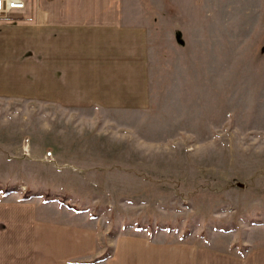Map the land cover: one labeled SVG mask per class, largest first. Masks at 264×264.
<instances>
[{
    "label": "rangeland",
    "instance_id": "1",
    "mask_svg": "<svg viewBox=\"0 0 264 264\" xmlns=\"http://www.w3.org/2000/svg\"><path fill=\"white\" fill-rule=\"evenodd\" d=\"M130 6L149 29L139 107L54 102L0 46V232L89 230L79 264L119 235L244 253L264 242V0Z\"/></svg>",
    "mask_w": 264,
    "mask_h": 264
},
{
    "label": "crops",
    "instance_id": "2",
    "mask_svg": "<svg viewBox=\"0 0 264 264\" xmlns=\"http://www.w3.org/2000/svg\"><path fill=\"white\" fill-rule=\"evenodd\" d=\"M130 4L25 0L22 10L0 17L3 55L14 57L5 69L20 79L46 80L54 102L141 106L149 29L131 17ZM30 220L25 228L20 217H12V229L8 225L0 232V264H79L70 260L86 258L96 248L89 230L50 224L39 229L37 220ZM94 264H264V242L235 253L213 244L119 235L110 256Z\"/></svg>",
    "mask_w": 264,
    "mask_h": 264
},
{
    "label": "built area",
    "instance_id": "3",
    "mask_svg": "<svg viewBox=\"0 0 264 264\" xmlns=\"http://www.w3.org/2000/svg\"><path fill=\"white\" fill-rule=\"evenodd\" d=\"M25 7V0H0V17H6Z\"/></svg>",
    "mask_w": 264,
    "mask_h": 264
}]
</instances>
